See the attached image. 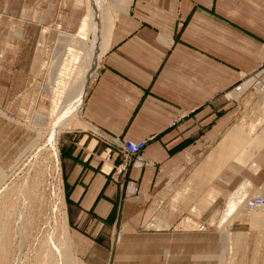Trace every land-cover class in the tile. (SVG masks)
<instances>
[{"label": "crops", "instance_id": "obj_1", "mask_svg": "<svg viewBox=\"0 0 264 264\" xmlns=\"http://www.w3.org/2000/svg\"><path fill=\"white\" fill-rule=\"evenodd\" d=\"M82 3L22 0V19L38 21V37L31 43L18 28L21 45L7 32L0 48V162H14L10 117L30 131L32 116L45 112L48 40L78 30L81 21L74 25L71 16L65 25L63 14L86 16L89 1L79 12ZM105 10L112 14L109 47L82 118L67 129L77 130L61 140L73 250L95 254L96 264H204L211 251L192 252L186 219L169 212L205 210L218 176L237 193L243 184L264 194V93L225 97L264 69V0H107ZM123 140L147 142L146 166L118 178L124 157L116 142ZM150 217L166 227L145 229Z\"/></svg>", "mask_w": 264, "mask_h": 264}, {"label": "rangeland", "instance_id": "obj_2", "mask_svg": "<svg viewBox=\"0 0 264 264\" xmlns=\"http://www.w3.org/2000/svg\"><path fill=\"white\" fill-rule=\"evenodd\" d=\"M0 2L2 4L3 0H0ZM21 4L22 0H15L8 7H0V27L1 30H5V34L0 31V48L4 47L7 32H9L10 40L14 41V44L20 42L21 45L23 41L21 35L22 27L27 30V37H30L31 43L34 42V36L38 37V31H36L39 27L38 21H33L31 24L24 22ZM85 4L86 0L79 6V12H83L86 9ZM13 7L16 12L18 11L14 19L12 17L14 13L11 11ZM74 9L76 10L78 7ZM109 15L112 16V14ZM71 16L74 17L73 21L74 25H76V22H80L84 14H63L65 25L70 21ZM103 21L105 22L101 24L102 32L105 29V24L107 25L106 27L111 24V21L108 22L104 19ZM11 31L14 32L11 34ZM75 33L64 32L61 35H73ZM61 35L58 41L56 36H51L50 40H48L49 46L46 56L48 64L46 69H44L42 80L45 112L32 116L30 124H27V128L30 131L24 129V123L17 119L16 116H11L10 118L12 122L20 125L10 122L7 124L8 134L13 138L9 140L8 148L11 150L9 158H14V162H0V179L2 178L0 180V264H41L42 261L45 264V260L41 255L42 249H45L44 245L54 251V245L52 244L53 241L59 242L61 240V227L65 215H67L69 225L68 190L65 185L62 167L61 140L65 133L74 132L77 129L73 131L61 128L56 144H53L55 149H52V143H49V136L45 138L47 130L52 128V125H49V114L54 98L53 89L57 87V82L55 84V81H53L54 78L51 76V71L57 65L56 61L59 58L57 53L62 47ZM20 48L17 53L20 52ZM99 63L101 65V62ZM253 83L250 84L252 87ZM249 86L241 92L231 94L236 88L235 86L225 94L226 100H233L231 97L238 99L237 96H241L245 92H252L256 97H260L264 93V91L259 92L261 89L257 87L255 88L257 92L252 89L249 91ZM75 120H78L76 116L73 121ZM84 128L88 129L86 126L78 127L80 130ZM25 132L29 133L25 135ZM11 141H13L12 146L10 145ZM37 145L40 147L37 151H34ZM23 153L28 154L25 157H21ZM31 153L32 156L30 155ZM21 158L23 161L19 160ZM217 182L218 186L213 185L208 190V192H211L214 188H218L217 196L212 201H205V210L200 212L197 208H193L190 212L172 211L169 214H173L175 220L184 221L186 219L183 230H190V250L192 252L201 251L204 248H206V251H211V254L207 255L206 263L204 264H224V259L222 260L221 258L228 259L227 255L221 257V235L227 232L231 233L234 248L230 264H264L263 189L250 193L247 186L242 184L237 193L238 188L236 189L231 184L225 185V183L220 181L219 176ZM235 198L237 199L235 212L231 214L230 218H225L230 212V201H234L233 199ZM257 198H260L261 203L256 207H249L248 202ZM195 216H198V218H194ZM198 224L200 226H197ZM165 227L163 220L156 221L152 218L147 221L145 229L162 230ZM193 234H202V239ZM122 237L123 234L119 232L114 243L115 246L119 244ZM239 238H241L240 245L235 248L234 239ZM72 251L75 264H96L94 263L95 254H92L90 258L79 257L73 249ZM192 262L198 264V259H194Z\"/></svg>", "mask_w": 264, "mask_h": 264}, {"label": "bare ground", "instance_id": "obj_3", "mask_svg": "<svg viewBox=\"0 0 264 264\" xmlns=\"http://www.w3.org/2000/svg\"><path fill=\"white\" fill-rule=\"evenodd\" d=\"M88 1V14L81 20L77 32L73 35H61L62 47L57 53L59 58L56 61L57 65L51 71V76L54 78L53 81H55V84L57 82V87L53 89L54 98L49 114V125H52V128L47 130L48 132L45 138L49 136V143H52V149L54 148L53 144H56L59 130L61 128H71L75 116L79 120L82 118L83 104L88 93V87H90L96 69L99 67L100 59L109 47L112 24H109L108 27L105 24L103 32L101 30V24L105 22L103 19L108 22L112 20L110 18L111 16L105 10L107 0H91V4L90 0ZM251 83H253V80L245 82L242 90L247 88ZM50 132L51 134L49 135ZM39 147L37 145L34 151H37ZM26 154L23 153L21 157H25ZM30 155L32 156V153ZM19 160L23 161L22 158ZM223 177H220V181L225 183V185L228 184V180ZM216 196L217 192L213 191L206 197L205 201H212ZM233 200L230 201V212L225 218H230L232 216L231 214L235 212L237 199L235 198ZM251 202L255 203L251 205ZM248 203L249 207H256L261 203V200L257 202L255 199ZM60 236L61 240L59 239V242L53 241L54 251L44 245L45 249H42L41 255L45 260V264H75L67 215L64 217ZM240 239H234L235 248L240 245ZM221 246V257L223 255L228 256V259H221H224V264H230L234 251L231 233L227 232L221 235ZM237 252L239 253L238 250ZM41 264H43V261Z\"/></svg>", "mask_w": 264, "mask_h": 264}, {"label": "built area", "instance_id": "obj_4", "mask_svg": "<svg viewBox=\"0 0 264 264\" xmlns=\"http://www.w3.org/2000/svg\"><path fill=\"white\" fill-rule=\"evenodd\" d=\"M263 71H264L263 68L258 69L250 77L240 82V84L236 86V88L231 92V94L242 91V87L245 84V82L251 79H253L255 82L253 87L251 85L249 86L250 89L249 91H251V89L256 91L255 89L256 87L261 89L259 92L264 91V82L261 79ZM231 98L235 99L233 97ZM116 143L120 147L121 153L124 157L123 163L117 166L115 170L116 171L115 174L118 178L126 174L129 171L130 167L143 168L144 166H146V162L144 161L142 155L147 146L146 141L133 142L130 140H123V141H117ZM256 201L259 202L260 198H257ZM254 203L255 202H251L250 204L253 205Z\"/></svg>", "mask_w": 264, "mask_h": 264}]
</instances>
